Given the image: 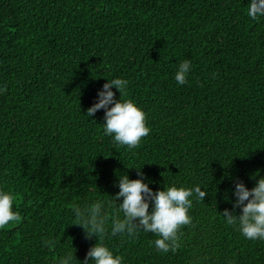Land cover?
Listing matches in <instances>:
<instances>
[{"label": "trees", "instance_id": "trees-1", "mask_svg": "<svg viewBox=\"0 0 264 264\" xmlns=\"http://www.w3.org/2000/svg\"><path fill=\"white\" fill-rule=\"evenodd\" d=\"M249 4L0 0V190L21 215L0 229V264H58L70 253L83 264L97 237L73 224V209L96 202L108 216L103 243L121 264H264V240L222 215L242 214L238 180L251 189L264 177V16L249 17ZM116 78L150 129L133 149L105 134L104 109L86 114ZM124 175L154 192L193 189L175 253L143 229L111 234L112 218H124L114 198Z\"/></svg>", "mask_w": 264, "mask_h": 264}, {"label": "clouds", "instance_id": "clouds-1", "mask_svg": "<svg viewBox=\"0 0 264 264\" xmlns=\"http://www.w3.org/2000/svg\"><path fill=\"white\" fill-rule=\"evenodd\" d=\"M247 15L253 20L264 16V0H250ZM191 68V62L184 60L178 66L175 74L176 81L183 85L187 82V75ZM215 75V74H214ZM128 81L120 78L108 80L98 92V101L87 109L89 117L94 116L97 110H105V134L113 136L118 145H126L129 149L140 145L143 137H146L150 129L146 125V114L133 100L123 99L126 95ZM113 86L120 92V99L116 100ZM2 91H7L6 86ZM109 105H112L109 107ZM137 174L143 177V172L137 168ZM120 191L114 197L116 200L123 197L120 209L124 218L119 216L112 218L111 234L135 235L140 229L153 232L159 238L155 240V246L161 252L175 253L180 248L179 229L191 224L188 211L192 206L193 189L171 186L163 190L153 191L143 179H129L127 175L119 179ZM194 192L199 200H204L206 191L196 186ZM234 195L237 197L233 208H242V214L236 215L229 209H225L222 215L226 223L236 225L239 223L242 234L250 239L264 240V177H261L256 185L248 189L242 181L235 183ZM14 196L7 191L0 190V229L5 228L9 222L19 223L21 215L14 212ZM247 201V203H245ZM152 203V211L149 204ZM102 202H96L81 209L74 207L76 222L85 230L86 237H97V242L92 246L85 257L83 264H121L122 257L114 255L103 239L106 233L108 216L102 212ZM44 244L53 247V241L45 240ZM73 254L60 258L58 264H70Z\"/></svg>", "mask_w": 264, "mask_h": 264}]
</instances>
